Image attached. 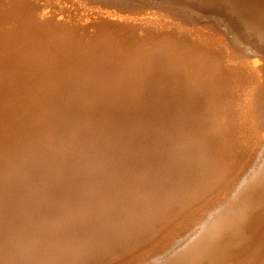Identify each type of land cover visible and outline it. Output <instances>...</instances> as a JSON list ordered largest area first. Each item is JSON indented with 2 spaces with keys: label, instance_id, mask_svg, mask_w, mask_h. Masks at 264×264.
I'll use <instances>...</instances> for the list:
<instances>
[{
  "label": "bare ground",
  "instance_id": "1",
  "mask_svg": "<svg viewBox=\"0 0 264 264\" xmlns=\"http://www.w3.org/2000/svg\"><path fill=\"white\" fill-rule=\"evenodd\" d=\"M0 264H264V0H0Z\"/></svg>",
  "mask_w": 264,
  "mask_h": 264
},
{
  "label": "rangeland",
  "instance_id": "2",
  "mask_svg": "<svg viewBox=\"0 0 264 264\" xmlns=\"http://www.w3.org/2000/svg\"><path fill=\"white\" fill-rule=\"evenodd\" d=\"M151 3H153V2H151ZM154 3L159 4L158 2H154Z\"/></svg>",
  "mask_w": 264,
  "mask_h": 264
}]
</instances>
